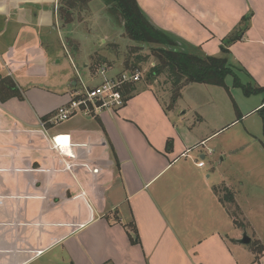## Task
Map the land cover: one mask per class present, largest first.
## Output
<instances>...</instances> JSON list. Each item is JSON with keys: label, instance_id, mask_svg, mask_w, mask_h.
<instances>
[{"label": "crops", "instance_id": "1", "mask_svg": "<svg viewBox=\"0 0 264 264\" xmlns=\"http://www.w3.org/2000/svg\"><path fill=\"white\" fill-rule=\"evenodd\" d=\"M136 1L156 27L215 57L248 16L229 57L264 89V0ZM61 3L0 0V81L9 78L21 96L0 99V264H264L262 241L237 242L241 232L213 191L229 190L231 174L204 162L216 152L214 133L196 115L167 109L143 87L118 110L48 121L79 79L102 82L108 69L105 56L95 52L98 67L81 63L49 34L67 31L57 23ZM110 28L102 42L112 41ZM257 95L231 124L261 113ZM257 130L247 131L251 142ZM233 195L246 220L242 196Z\"/></svg>", "mask_w": 264, "mask_h": 264}, {"label": "rangeland", "instance_id": "2", "mask_svg": "<svg viewBox=\"0 0 264 264\" xmlns=\"http://www.w3.org/2000/svg\"><path fill=\"white\" fill-rule=\"evenodd\" d=\"M66 1L62 0L61 3L63 6L61 10L64 14L60 10L61 13L57 15V23L67 30L65 36L62 33L59 34L56 28L49 34L57 38L60 46L62 43V45L74 48L75 53L78 51V61L81 63L86 62L89 66L98 67L100 66L98 54H100L105 56L107 67L113 70L114 76L126 71L138 70L141 78L135 84L136 88L150 87L159 95L161 102L167 109H172L176 105L179 113L193 114L196 115L195 118L202 120L206 125L203 127L204 132L214 133L210 139V144L216 149L213 158L206 159L204 162L212 168L220 166L229 172L232 176L230 175L229 184L231 188L228 192L233 195V192L237 191L242 196L246 220L238 214L239 222L245 226L238 228L241 237L245 233L253 241L259 238L264 244L263 115L257 112L252 113L231 124L237 119L238 114L245 115L257 106L261 96H245L240 88L233 86L231 76L225 78L227 89L205 84H189L178 92L180 96L177 97L176 89L165 74L156 77L148 84L146 78H148L150 70L157 64L153 50L159 46L138 44L127 39L120 16L111 12L109 7L100 0H92L86 4L77 1L72 9L65 6ZM54 26L56 27V24ZM103 26H111L109 29L112 37L111 42H102L100 37L103 40L104 37L100 31ZM77 42L82 44L81 47ZM182 49L189 54L204 55L189 47ZM89 56H92V59L88 60ZM220 57L227 58L228 65L233 69L231 71L239 78L242 85L248 88H256L238 62H235L228 55L220 54ZM136 58L140 61L137 62ZM62 63L64 68L70 72L72 68L69 62L62 58ZM75 66L82 71V64L78 63ZM96 78H94V83L89 82L87 85L100 84L101 78ZM253 129H258L260 135L256 142H251L247 135V131L252 132ZM197 159L200 160L199 157ZM233 198H235L234 195ZM225 206L231 212H235L233 203L225 201ZM253 247L261 246L259 243H253Z\"/></svg>", "mask_w": 264, "mask_h": 264}, {"label": "trees", "instance_id": "3", "mask_svg": "<svg viewBox=\"0 0 264 264\" xmlns=\"http://www.w3.org/2000/svg\"><path fill=\"white\" fill-rule=\"evenodd\" d=\"M77 1L83 4L89 3L92 0H67L66 7L72 9ZM104 5L109 7V10L118 14L123 21L124 34L127 39L134 43L144 45H158L159 47L153 50V56L157 59V64L150 70L148 84L160 75H167L172 86L177 93L189 84H205L227 89L225 78L231 76L233 78V86L240 88L245 96L257 95L264 93L261 88H248L240 83L239 78L232 72V67L228 65L226 57H215L209 55H194L189 54L182 48L186 47L185 42L178 37L166 33L156 27L149 18L142 12L136 0H100ZM69 16V14H67ZM249 17H244L241 23H245L243 28H237L234 34L228 41L223 42L220 51L223 55H228V47L232 43L238 41L247 31V23ZM235 37V38H234ZM234 38V39H233ZM183 50V51H182ZM100 61V59H98ZM137 62L140 59L136 58ZM101 65V64H100ZM245 73V70L243 71ZM135 85L124 87L123 95L128 99L133 92L136 91ZM179 96V93L176 97ZM20 98V93L14 87L13 82L9 78L0 81V99L2 101L11 98ZM264 108L261 109V114L264 116ZM262 116L263 122L264 117ZM264 124V123H263ZM215 195L219 198L221 204L225 207L232 218L235 227H244L239 222L238 207L235 204L233 195L230 194L226 187L220 186L213 189ZM222 195V196H221ZM225 201L235 205V212H231L225 206ZM253 251H262V247H254Z\"/></svg>", "mask_w": 264, "mask_h": 264}, {"label": "built area", "instance_id": "4", "mask_svg": "<svg viewBox=\"0 0 264 264\" xmlns=\"http://www.w3.org/2000/svg\"><path fill=\"white\" fill-rule=\"evenodd\" d=\"M108 71L107 68L100 70L99 75L103 79L95 86H89L79 79L78 90L71 93L68 103L59 107L48 121L59 124L78 114L94 115L122 108L125 103L124 87L139 82L141 74L135 70L107 76ZM198 166L203 167L204 162L201 161Z\"/></svg>", "mask_w": 264, "mask_h": 264}, {"label": "water", "instance_id": "5", "mask_svg": "<svg viewBox=\"0 0 264 264\" xmlns=\"http://www.w3.org/2000/svg\"><path fill=\"white\" fill-rule=\"evenodd\" d=\"M237 242L241 245H248L251 243V239L244 233Z\"/></svg>", "mask_w": 264, "mask_h": 264}]
</instances>
